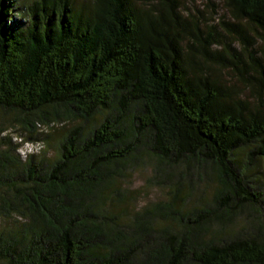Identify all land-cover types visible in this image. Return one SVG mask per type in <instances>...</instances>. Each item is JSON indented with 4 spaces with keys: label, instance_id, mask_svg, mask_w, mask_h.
I'll use <instances>...</instances> for the list:
<instances>
[{
    "label": "trees",
    "instance_id": "obj_1",
    "mask_svg": "<svg viewBox=\"0 0 264 264\" xmlns=\"http://www.w3.org/2000/svg\"><path fill=\"white\" fill-rule=\"evenodd\" d=\"M185 2L0 0V264H264V0Z\"/></svg>",
    "mask_w": 264,
    "mask_h": 264
},
{
    "label": "rangeland",
    "instance_id": "obj_2",
    "mask_svg": "<svg viewBox=\"0 0 264 264\" xmlns=\"http://www.w3.org/2000/svg\"><path fill=\"white\" fill-rule=\"evenodd\" d=\"M195 4L191 2V0H186L185 5L190 7V9L193 10V12L196 13V5H200L201 7H204V2L203 0H195ZM2 115L0 113V120L2 119ZM10 126H8L9 128ZM45 126L42 124V126L39 127V131L44 130ZM21 130L14 129V126L11 125V128L8 129V134L11 135L12 140L14 143H16L20 148H19V153L24 157L33 151H37L41 147V140L37 139L40 137L39 133L38 135H33L30 136V134L27 131H24V133L19 132ZM37 136V137H35ZM151 175V170L147 167L140 168L135 171L134 176H133V182L131 184V188H142L145 187L148 183L149 177ZM145 195L141 200H139L138 205H142L145 203H151V202H159L164 200L166 197V191L162 188H157V187H151L147 188L144 191Z\"/></svg>",
    "mask_w": 264,
    "mask_h": 264
}]
</instances>
